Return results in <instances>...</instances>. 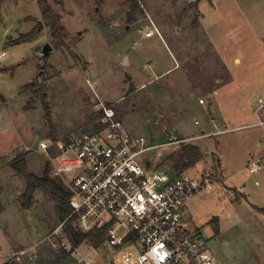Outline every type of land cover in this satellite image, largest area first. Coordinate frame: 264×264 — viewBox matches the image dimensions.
I'll return each mask as SVG.
<instances>
[{
	"label": "rangeland",
	"instance_id": "374dc122",
	"mask_svg": "<svg viewBox=\"0 0 264 264\" xmlns=\"http://www.w3.org/2000/svg\"><path fill=\"white\" fill-rule=\"evenodd\" d=\"M49 1L67 47L56 49L43 22L34 40L6 45L38 26L41 13L37 0H0V255L27 249L12 263L122 264L125 251L107 242L63 256L54 203L37 190L23 209L25 182L10 165L27 151L29 170L50 172L40 141L96 128V105H104L132 133L161 144L142 156L147 168L173 166L168 156L182 143L172 141L220 130L184 142L203 157L182 173L213 179L187 200V217L218 264H264V165L248 171L264 157L253 111L264 97V0ZM151 22L159 34L146 38ZM46 42L52 49L42 61Z\"/></svg>",
	"mask_w": 264,
	"mask_h": 264
},
{
	"label": "built area",
	"instance_id": "2783aa9c",
	"mask_svg": "<svg viewBox=\"0 0 264 264\" xmlns=\"http://www.w3.org/2000/svg\"><path fill=\"white\" fill-rule=\"evenodd\" d=\"M154 33L159 34L151 22L144 37ZM4 54L0 52V59ZM256 103L262 109L264 98H257ZM96 106L101 110L99 127L65 140L39 143L50 163L49 174L69 192L70 213L62 225L75 217V225L83 231L105 228V242L125 251L116 258L122 264H218L187 217V200L211 189L213 179L178 174L172 167L167 171L147 168L149 162L142 164V156L161 144H151L145 136L132 133L113 108ZM256 124L264 126V117ZM216 132L172 142L184 143ZM263 165L264 157L257 158L248 171L256 173ZM68 244L66 239L60 245L67 248ZM26 251L0 257L12 263Z\"/></svg>",
	"mask_w": 264,
	"mask_h": 264
},
{
	"label": "trees",
	"instance_id": "16d2710c",
	"mask_svg": "<svg viewBox=\"0 0 264 264\" xmlns=\"http://www.w3.org/2000/svg\"><path fill=\"white\" fill-rule=\"evenodd\" d=\"M37 4L41 13V20L44 26L49 28L50 36L56 49L67 47L68 45L65 42L67 32L64 26L60 23V14L52 8L49 0H37ZM131 8L135 9V5L131 4ZM127 19L130 21L131 16H128ZM37 29L38 26H35L26 33L19 34L16 39L10 40L6 45H18L34 40L38 34ZM28 86L29 84L26 85V87ZM97 127H99V125H97L96 128ZM27 153V151L17 152L10 161L12 169L25 182L24 191L20 195L21 207L23 209H29L33 194L38 190L54 203L55 210L59 214L60 219H66L70 213V206L68 205L69 192L58 178L52 177L49 174L47 169L43 170L42 175H38L29 170L25 157ZM168 157L174 160L172 167L176 173L180 174L184 169L193 167L197 164V162L202 159L203 152L198 145L192 143H182L180 148ZM257 209L264 214V207H257ZM1 211L2 207L0 206V212ZM104 233L105 228H95L83 231L75 225V217H69L62 225V234L69 242L70 249L66 251L64 248H61L63 256H69L70 253L83 242L91 245L93 248L101 246L105 242ZM59 261H61V259L56 262ZM2 264L18 263L3 262Z\"/></svg>",
	"mask_w": 264,
	"mask_h": 264
},
{
	"label": "crops",
	"instance_id": "0c3cea01",
	"mask_svg": "<svg viewBox=\"0 0 264 264\" xmlns=\"http://www.w3.org/2000/svg\"><path fill=\"white\" fill-rule=\"evenodd\" d=\"M238 60V59H237ZM260 96H258L257 98H259ZM261 98H264V97H261ZM251 101V100H250ZM215 102V101H214ZM256 104V106L254 107V109H253V111H254V113H255V115H256V117H257V120H259V119H261V118H263L264 117V109H257V103H255ZM217 102L215 103V106L217 107ZM260 110H261V112H260ZM262 113H263V115H262ZM215 122V119H213V123ZM214 125V124H213ZM213 125H209V128H211ZM246 126H247V124H245ZM245 125H243V126H245ZM240 127H242V126H240ZM220 130H218V132H219ZM262 139V141H259L258 143H257V148L259 149L258 150V152H257V155H260V148H262V150H263V148H264V138H261Z\"/></svg>",
	"mask_w": 264,
	"mask_h": 264
},
{
	"label": "water",
	"instance_id": "95a60500",
	"mask_svg": "<svg viewBox=\"0 0 264 264\" xmlns=\"http://www.w3.org/2000/svg\"><path fill=\"white\" fill-rule=\"evenodd\" d=\"M41 27H42V21L38 20V29H40ZM51 49H52V46L48 42L44 43L41 49V54H40V58L42 61L46 60Z\"/></svg>",
	"mask_w": 264,
	"mask_h": 264
}]
</instances>
